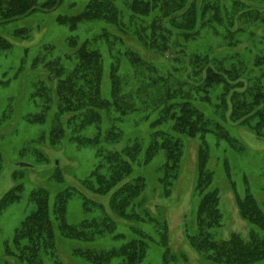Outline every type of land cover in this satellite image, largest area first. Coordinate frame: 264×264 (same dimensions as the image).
I'll return each mask as SVG.
<instances>
[{"label":"trees","instance_id":"trees-1","mask_svg":"<svg viewBox=\"0 0 264 264\" xmlns=\"http://www.w3.org/2000/svg\"><path fill=\"white\" fill-rule=\"evenodd\" d=\"M61 1L47 0L41 8L53 9ZM256 1L260 5L264 0ZM119 2L130 11L132 22L133 17L147 18L151 13L157 12L151 23L140 21L135 33L147 49L157 50L164 55L176 52L179 57L172 60L177 66L172 65L174 71L171 69L167 76L158 78L164 85L161 96H158L156 89L150 90L148 82L144 80L142 92L138 96L134 93L123 95L122 81L117 75V68H114L110 96L107 99L101 91L103 58L100 50L93 46L91 48L89 39L80 43L71 41L75 47L77 64L68 74L65 75L60 58L48 63L51 78L56 81L52 93L57 100L55 124L49 132V141L51 145L59 142L65 132V124L70 125L72 121L75 127L71 139L79 141V137L74 134L91 125L99 127L104 120V112L114 110L120 117H124L137 109L138 105L132 104L134 99L141 98L142 112H146L148 117L155 115L154 120L149 123V143L146 148L142 143L134 141L121 150L103 149V145L113 146V142L121 138V132L114 125L107 129L106 134L100 132L87 141L97 148L99 161L82 185L95 195L108 197L112 216L106 212L104 205L84 201L85 211L97 208L102 215L83 220L79 224H70L67 222V211L69 201L75 193L74 188L59 191L52 205L47 189H34L29 198L34 210L21 222L11 240L5 243V254L19 264H44V257L51 258L54 264H62L55 257L59 236L88 246L109 235L113 239L122 240V245L108 250L99 249L95 245L81 246L74 250V256L90 264H141L151 244L166 248L170 233L167 219H158L152 214L150 205H153V199L144 195L145 178H133L134 164L146 166L159 153L165 154L159 185L163 197L167 199L171 196L172 187L181 172L183 138H199L195 190L200 200L196 211L195 231L185 232L188 245L212 264H264V210L249 189L243 197L236 198L240 217L252 227L247 238L232 233L228 239H215L214 231L222 227L223 214L220 210V191L217 188L210 189L215 174L209 167L211 151L206 136L214 134L218 140L225 141L238 152L242 151V147L222 122L209 117L194 102L196 99L210 102L211 91L218 87L220 92L217 96V108L221 110L223 121L230 108L228 118L233 124L249 129L258 139L264 138L260 134L264 130V48L251 61L254 62L251 70L247 69L246 60L242 57L232 61L238 63L226 65L225 62H230L228 57H216L202 52L191 53L188 49L189 42L195 40L203 28L213 26L225 30L216 31L225 42L236 45L244 30L235 21L256 23L264 28V10H258L243 0H234L230 11L225 10V5L219 0H89L82 13L72 17H60L59 22L69 26L71 31L83 20L103 21L122 29L125 14ZM37 6L38 0H0V26L34 14L39 10ZM18 32L23 34L25 30ZM97 39L99 37L94 38V41L97 42ZM259 42L264 47V37ZM10 47V42L0 35V50ZM129 57L138 68L141 67L140 64L145 66L142 62L146 61L137 53L129 51ZM147 67L151 70L153 66ZM182 71L187 79L191 77L199 80L192 91L184 92L177 88L181 83L188 82L181 78ZM154 81L156 84V80ZM38 94L43 99V111L35 117L37 121L43 122L52 105L51 89L44 84ZM62 116L68 117L65 124L61 122ZM163 126H167V129ZM35 156L38 162L41 161V154L36 153ZM224 169L228 178L231 173L227 162L224 163ZM1 172L0 155V174ZM55 177L59 182L64 181L61 173H56ZM22 190L23 186L18 184L8 191L0 199V211L17 203L21 199ZM158 211L161 212V209L157 208ZM114 216L130 225L129 236L117 233ZM142 223L151 224L158 239L138 227ZM165 251L166 263L182 259L188 261L185 254L168 252V248Z\"/></svg>","mask_w":264,"mask_h":264},{"label":"rangeland","instance_id":"rangeland-1","mask_svg":"<svg viewBox=\"0 0 264 264\" xmlns=\"http://www.w3.org/2000/svg\"><path fill=\"white\" fill-rule=\"evenodd\" d=\"M46 1L38 0L39 10L34 14L0 26V35L11 44L9 49L0 50V155L2 165L0 199L16 185L23 186L21 199L0 211V264H19L16 260L7 257L5 243L11 240L21 222L34 210V206L29 200L30 193L34 189H47L52 205L59 191L74 188L75 193L69 201L67 211V222L70 224H79L83 220L98 218L102 215V212L97 208L85 211L84 201L104 205L106 212L112 216L109 211L108 197L95 195L82 185L99 161L96 154L97 148L87 141L100 132L106 134L107 129L114 125L121 132V138L113 142V146L103 145V149L121 150L134 141L142 143L146 148L149 143L151 132L149 123L154 120L155 115L148 117L146 112H142L141 98H135L132 104L138 105L136 110L124 117H120L114 110L104 112V120L99 127L91 125L74 134L79 137V141L75 138L71 139L75 127L73 121L70 122V125H66L68 117L62 116L61 122L65 124V132L59 142L51 145L49 132L54 128L57 100L56 95L52 93L56 81L51 78L48 63L60 58L65 68V75L68 74L77 64L75 47L72 46L71 41L76 40L80 43L89 39L90 47L98 48L103 58L101 91L103 96L108 99L114 68H117V75L122 81L123 95L134 93L135 96H138L142 92L144 80L148 82L150 90L156 89L159 92L158 96H161L163 84L159 81V77L167 76L172 71L171 69L174 71L172 65L173 67L177 66V63H173L172 59L179 57L176 52L164 55L157 50L147 49L137 38L135 31H137L140 21L145 20L147 23H151L157 12L151 13L147 18L133 17L134 21L132 22L130 21V11L123 6V3L119 2L120 5L122 4L125 14L122 29L120 26L109 25L103 21L83 20L74 31H71L69 26L59 22V18L72 17L82 13L89 0H62L55 8L42 10L41 5ZM243 1L258 10H264V1L260 5L256 3V0ZM219 2L225 5V10L230 11L234 0H219ZM235 24L244 30L243 35L239 37L240 41L235 43L236 45H229L222 36L217 34L218 30L225 32L221 27H205L195 40L189 42V51L191 53H208L216 57H228L230 62H225L226 65L238 63L232 61L242 57L246 60L247 69L251 70L254 64L251 61L263 52L264 47L259 40L264 37V28L256 23L248 24L243 20L235 21ZM22 29L25 32L20 34L18 31ZM26 37L27 39H23ZM96 37H99L97 42L94 41ZM129 51L141 56L146 61L142 62L145 66L140 64L139 69L134 65L130 61ZM135 57L137 56L135 55ZM150 65L153 66L152 71L147 67ZM182 74L181 78L188 82L187 84L181 83L177 88L184 92L192 91L199 80H193L191 77L187 79L183 71ZM154 80H156V84ZM42 84L51 89L50 101L52 105L47 112L46 120L39 122L36 117L43 111V99L38 94ZM219 92L218 87L211 91L210 102L199 99L194 102L209 117L224 124L230 135L239 141L242 151H235L225 141L218 140L214 134L206 136L211 151L209 167L215 174L210 189L217 188L220 191V210L223 214L222 227L214 231V236L216 240H225L232 233H237L247 238L252 227L240 217L236 198L237 196L243 197L246 190L249 189L264 210V138L258 139L249 129L233 124L228 118L230 108L225 113L227 118L223 121L221 110L217 108ZM165 127L167 126H163L164 129H167ZM260 134L264 136V130ZM39 138H41L40 141H38ZM183 144L181 172L172 187L170 197L167 199L163 197V191L159 185L161 167L165 163L163 152L159 153L146 166L134 164L133 178L138 176L145 178L146 191L144 195L153 199V205H150L152 214L158 219L166 218L168 221L170 233L169 244L166 246L170 250L168 252L178 255L185 254L188 256V261L185 262L182 259L166 263V248L153 243L141 264H212L202 255L194 252L185 237V232L190 233L196 228L194 225L200 197L195 186L200 139L183 138ZM36 153L42 155L40 163L35 158ZM225 162L230 166L231 175L228 178L224 169ZM56 173L63 175V182L57 180ZM157 208H160L161 212H157ZM113 219L117 225V233L129 236L130 225L115 216ZM151 226V224L142 223L138 227L158 239V234ZM122 243V240H116L107 235L88 246L95 245L99 249L108 250L118 248ZM81 246L88 247L85 244L59 236L55 249L57 262L90 264L74 256V250ZM43 259L44 264H54V261L49 257Z\"/></svg>","mask_w":264,"mask_h":264}]
</instances>
